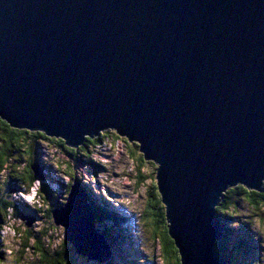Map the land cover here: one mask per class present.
<instances>
[{
    "label": "water",
    "instance_id": "1",
    "mask_svg": "<svg viewBox=\"0 0 264 264\" xmlns=\"http://www.w3.org/2000/svg\"><path fill=\"white\" fill-rule=\"evenodd\" d=\"M0 119L137 144L179 264H226L216 207L264 184V0H0ZM51 215L76 256L110 260L75 179Z\"/></svg>",
    "mask_w": 264,
    "mask_h": 264
},
{
    "label": "trees",
    "instance_id": "2",
    "mask_svg": "<svg viewBox=\"0 0 264 264\" xmlns=\"http://www.w3.org/2000/svg\"><path fill=\"white\" fill-rule=\"evenodd\" d=\"M0 122H2L0 123V251H2L3 230L10 226L9 221L11 218L20 213L18 205L13 201L12 190H15L17 193H23V191L28 192L33 188L38 179H40L33 169L38 146L46 142L50 145H54L66 157L77 159L80 155H86L88 146L95 147L100 144L102 138L112 136L116 138V134L115 132L110 133L109 131H104L98 136L87 137L83 144L76 149L66 146L64 141L59 138L47 137L43 132L16 129L12 128L1 119ZM120 139L127 145L129 155L132 156L137 163V183L138 185H142L147 178L139 174L140 167L145 163L152 166L154 164L144 161L137 144L129 143L123 138ZM64 165L68 169V165L66 163ZM43 168V166H40V170H43ZM4 175L5 179L1 181ZM69 175L71 182L68 186L66 185V197L75 179L73 173ZM49 180L52 183L58 182L53 179ZM59 183L57 184L61 187L62 184L60 185ZM45 188L44 192L46 197L43 199L46 201L47 210L45 212L47 216H45V219L47 221H45L47 226L40 228V230L36 232H25L20 253L24 255V251L28 252L32 250V254L37 258V264H81L77 262L72 249L65 240L62 246L52 250V245L50 244L52 238H50L49 231H55L56 227L54 226L51 212L54 209L62 207L66 197H63L64 202H58V194H56L50 186H45ZM84 191L89 197L88 203L91 212L95 215L96 224L99 227L98 232L108 241L112 250L111 258L107 264H116L115 252L122 249L121 244L116 241H120V238L124 239L126 233L127 237H131L132 233L129 232V228L127 227L130 221L127 220V218L120 217L118 215L119 212L107 201L103 200L102 203L100 202L98 204V202L91 199V195H88L89 193L86 191L85 186ZM41 192L42 190H40V193ZM237 199L248 201L256 206L261 203V207L264 209V184L259 192L250 191L239 185L234 188H229L224 193L220 204L216 207L217 217L221 222L223 235L221 239L215 243V251L218 257L223 259L226 264H260L259 254H261V243L260 240H258L259 235L256 236L252 234L249 222L241 223V219L237 215L240 205ZM55 200H57V202H55ZM51 201H53V204L49 203ZM146 203L145 218H150L154 223V225L151 226L154 227L152 228V232L155 236L157 235L154 238L160 245L163 264H179L177 250L174 248L173 242L167 235L165 210L161 203V197L158 193L156 182H152L148 189ZM151 221H149L150 225L152 223ZM123 231L125 233H121ZM117 256H120V261H124L122 264H134L131 260L124 258L123 255ZM2 259L3 256L0 253V264Z\"/></svg>",
    "mask_w": 264,
    "mask_h": 264
},
{
    "label": "rangeland",
    "instance_id": "3",
    "mask_svg": "<svg viewBox=\"0 0 264 264\" xmlns=\"http://www.w3.org/2000/svg\"><path fill=\"white\" fill-rule=\"evenodd\" d=\"M112 137L102 138L100 144L95 147L88 146L86 155H80L77 159L66 157L58 148L46 142L38 146L33 169L39 175L42 173V176L40 175L42 179H38L28 192L17 193L15 190L11 192L20 213L11 218L10 226L3 230L1 264H37V258L32 254V250L24 251L25 254L21 255L23 236L27 231L36 232L47 226L46 201L43 199L46 197L45 186H50L58 194V202H64L66 187L71 182L70 173H73L79 185L85 186L91 199L98 204L103 200L107 201L119 212L120 217L130 221L129 224L127 222V227L132 233L131 237H127L126 233L125 240L120 238V241H116L122 246L121 250L115 252L116 264L124 262L120 261V256L117 255H123L134 264H163L160 245L154 238L157 235L155 236L152 232L154 227L151 226L154 223L150 218H145L146 198L151 183L155 181L156 166L145 163L140 167L139 174L147 179L142 185H138L136 161L129 155L128 147L122 139L117 135L116 138ZM62 162L68 165V169ZM40 166L44 167L43 170H40ZM5 175L1 181L5 179ZM49 179L58 181L57 183L60 181L59 184L62 186L59 187L57 183H52ZM40 190H42L41 193ZM237 201L240 204L237 215L241 223L249 222L252 234L259 235L258 240L261 243L259 262L264 264V230H262L264 229V209L261 203L256 206L245 200L237 199ZM49 203L53 204V201ZM149 221L152 222L151 225ZM49 235L52 238L50 243L52 250L62 246L65 237L63 228L56 227L55 231H49ZM73 255L78 263L99 264L80 258L74 252Z\"/></svg>",
    "mask_w": 264,
    "mask_h": 264
},
{
    "label": "snow or ice",
    "instance_id": "4",
    "mask_svg": "<svg viewBox=\"0 0 264 264\" xmlns=\"http://www.w3.org/2000/svg\"><path fill=\"white\" fill-rule=\"evenodd\" d=\"M0 123H2V122H0ZM262 230H264V229H262Z\"/></svg>",
    "mask_w": 264,
    "mask_h": 264
}]
</instances>
